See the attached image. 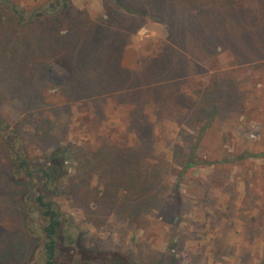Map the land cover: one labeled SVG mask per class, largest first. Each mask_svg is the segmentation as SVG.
I'll return each instance as SVG.
<instances>
[{
	"label": "rangeland",
	"instance_id": "1",
	"mask_svg": "<svg viewBox=\"0 0 264 264\" xmlns=\"http://www.w3.org/2000/svg\"><path fill=\"white\" fill-rule=\"evenodd\" d=\"M258 2L239 7L235 33L214 45L186 33L180 43L178 23L155 17L160 5L180 22L181 0H0V264H39L44 254L48 219L34 197L46 180L18 171V154L31 173L59 169L46 200L68 229L58 248L80 235L76 248L88 254L70 252V262L60 252L57 263L80 264L93 247L146 264L166 255L175 264H264V155L251 156L264 154ZM102 29L117 37L128 71L121 85L116 75L105 85L112 45ZM73 82L86 94L69 92ZM196 140V156L213 164L183 170ZM56 151L67 154L62 166L51 162ZM140 185L151 186L147 209L117 212Z\"/></svg>",
	"mask_w": 264,
	"mask_h": 264
},
{
	"label": "trees",
	"instance_id": "2",
	"mask_svg": "<svg viewBox=\"0 0 264 264\" xmlns=\"http://www.w3.org/2000/svg\"><path fill=\"white\" fill-rule=\"evenodd\" d=\"M254 0H181L182 3V9L186 10L185 12L178 11L182 14V19L180 22H178V17L173 13H163L161 12V7L159 5L158 13L155 17H162V19L167 20L169 22H177L178 28L175 30L176 36L178 37V40L180 43H183L184 40L182 39L183 34L186 33L190 36H194L196 38L195 40H198V36H203L204 38H208L209 41L217 45L216 40L221 39L226 34L235 33L236 28L234 25H231L235 17L239 13V7L243 6L245 3H253ZM259 4H263L264 0H258ZM188 9V10H187ZM193 11L195 14H193ZM140 14L142 16H146V11H141ZM263 25H264V19H263ZM80 35L84 36L87 40H91L94 36V33L91 28V33L86 32L84 28H81ZM102 31L103 38H107L106 43L109 45H112V49L109 52V55L105 56V59L109 62V64L106 66L107 69V79L105 82V85L110 81V78L112 76H117L116 83L117 85H121L122 83L119 82V77L122 75V73L125 71L124 69H121V66L117 63L116 60V46L118 45L117 40H112L115 37L112 33L106 32L104 29ZM264 27L263 28H257L254 32L259 37L254 38L255 42L253 44V53L258 55L261 54L264 46ZM237 33V32H236ZM253 36V34H252ZM253 40V37H252ZM263 40V42H262ZM114 41V42H113ZM167 54L163 53L162 57L166 59ZM253 59V56H252ZM157 65V70L163 71L166 70L169 72V69H166L162 62L157 61L155 62ZM143 64L141 65V67ZM140 67V68H141ZM125 72H128L127 70ZM170 73V72H169ZM166 74L160 77V89L162 87H166L168 89V85H170L171 77L174 74ZM152 76L154 74L152 73ZM147 78V75H146ZM148 83L147 81H145ZM119 83V84H118ZM95 87H97V91L101 89L102 82L99 80V77L94 76L93 84ZM103 86V85H102ZM82 87L79 86L77 82H73L70 88H67L69 92L73 93L74 95H85L86 91L81 89ZM147 92H151L149 94L150 98L156 97L159 92L155 89H149ZM146 92V93H147ZM146 93H141L142 98H146ZM142 110V109H141ZM199 140H196L194 143V147L192 149V152L188 156V158L184 161L183 170H187L192 167L201 166V165H212L213 162L201 160V158H198L195 153V148L197 146ZM124 153L125 150H124ZM65 152L56 151L51 154V162L52 160L55 161V164L62 166L64 162V158L66 157ZM264 154L259 155H251L252 157H259L263 156ZM126 156V155H125ZM50 168V167H47ZM44 174H46V170H42ZM138 195L137 197H134L130 200H127V203L120 208V205L117 206L119 208L120 214L130 216L131 213L138 214L141 211H144L147 209L148 202L150 200V185H140ZM178 191H176L177 193ZM178 194V193H177ZM111 205H115V203H110ZM49 210H46V215H49ZM54 215V214H53ZM60 222H56V220H52L50 224L46 227V231L50 233H55L56 226H59ZM170 247H175V243H173ZM83 252L80 254L81 257H86L87 248H82ZM89 253L91 252V258L84 260V262H79L80 264H146L135 261L130 255H126L120 252L116 251H104V250H93V247H91ZM50 263V262H49ZM48 263V264H49ZM148 264H175V260L171 255H166L165 257L158 260L156 263H148Z\"/></svg>",
	"mask_w": 264,
	"mask_h": 264
},
{
	"label": "flooded vegetation",
	"instance_id": "3",
	"mask_svg": "<svg viewBox=\"0 0 264 264\" xmlns=\"http://www.w3.org/2000/svg\"><path fill=\"white\" fill-rule=\"evenodd\" d=\"M14 154H16V152L13 150ZM18 162L19 166L18 171L20 169H23V172L25 175H35L37 177V181H42V179H45V185H41V192H39L38 194L35 195L34 197V204H36V207H43L45 209L44 212H41V216L46 217L48 219V223L46 226H44L42 228V231L44 233V237H45V241L42 244L43 247V251L44 254L38 252L37 253V260L39 264H62V263H57L56 262V258H54V256L57 255L59 256V253L61 252V257L65 260L68 261L70 260V262H75L76 259L72 258L70 256V252L71 254H73L74 252H77V254H81L83 252L82 248L83 247H79L76 248V245L78 243L79 237L80 235H77L76 239H72L71 240V236H68V239L70 240L69 246H66L65 249H60L58 248V243L59 241L57 240L58 238V233H66L68 232V229L65 228L62 230L61 226H63V219L59 217V214L56 212L54 213L52 211V209L50 208V203H48L46 200L49 196L53 195V186L56 185V178L59 175V169H57V167H50V168H46V174L42 173L41 171H33V173H31V171L27 168V161L24 157H22L21 154H18L16 158H14V163ZM48 179V180H47ZM48 182V183H47ZM48 184V185H47ZM51 186V187H48ZM46 210H49V215H46ZM54 214V215H53ZM56 220V222H60L59 226H56V230L55 233H50L46 231V227L48 226V224H50L52 222V220ZM61 229V230H60ZM60 240V239H59ZM68 245V244H67ZM44 257V258H43ZM60 258V256H59Z\"/></svg>",
	"mask_w": 264,
	"mask_h": 264
},
{
	"label": "built area",
	"instance_id": "4",
	"mask_svg": "<svg viewBox=\"0 0 264 264\" xmlns=\"http://www.w3.org/2000/svg\"><path fill=\"white\" fill-rule=\"evenodd\" d=\"M250 138H251V139H252V138L254 139V138H255V134L251 135V137H250Z\"/></svg>",
	"mask_w": 264,
	"mask_h": 264
}]
</instances>
